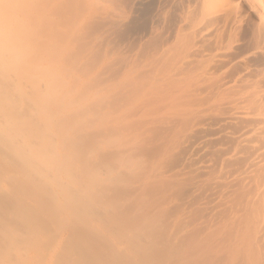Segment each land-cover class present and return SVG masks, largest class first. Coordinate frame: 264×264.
I'll return each instance as SVG.
<instances>
[{
    "label": "rangeland",
    "instance_id": "obj_1",
    "mask_svg": "<svg viewBox=\"0 0 264 264\" xmlns=\"http://www.w3.org/2000/svg\"><path fill=\"white\" fill-rule=\"evenodd\" d=\"M7 2L19 13L12 24L23 26L0 37V196L10 198L0 217L18 225H0V264H122L133 252L130 228L100 215L101 91L110 101L126 78L117 77L119 62L133 59L139 66L122 74L137 71L142 82L152 81L175 63L189 33L212 77L225 82L240 63L236 79H250L264 69L250 40L257 18L238 0L213 5L218 17L232 13L226 26L200 20L196 0H88L94 12L86 17L79 14L83 2L60 17L37 14L26 0ZM163 51L171 53L153 64ZM117 106L108 104V112ZM36 141L44 148L42 166L28 158L27 145L36 150ZM122 206V199L109 202L105 212ZM111 253L117 258L107 263Z\"/></svg>",
    "mask_w": 264,
    "mask_h": 264
},
{
    "label": "bare ground",
    "instance_id": "obj_2",
    "mask_svg": "<svg viewBox=\"0 0 264 264\" xmlns=\"http://www.w3.org/2000/svg\"><path fill=\"white\" fill-rule=\"evenodd\" d=\"M26 1L42 16H64L82 2V17L94 12L88 0ZM217 1L196 0L199 18L226 26L232 13L216 16ZM238 2L257 18L250 40L264 63V0ZM183 39L175 63L152 81L142 82L137 71L122 74L139 66L133 59L119 62L117 77L126 78L118 80L110 101L101 91L100 215L130 228L133 252L122 264H264V69L236 79L244 68L235 63L224 82L212 77L192 33ZM128 93L133 95L125 98ZM108 104L118 106L108 112ZM34 144L36 150L27 145L29 161L38 157L42 166L43 145ZM200 152L201 158L192 156ZM120 199L124 206L105 212L106 204ZM8 204L10 198L0 196V209ZM3 223L18 225L5 216ZM103 258L108 263L117 257Z\"/></svg>",
    "mask_w": 264,
    "mask_h": 264
},
{
    "label": "clouds",
    "instance_id": "obj_3",
    "mask_svg": "<svg viewBox=\"0 0 264 264\" xmlns=\"http://www.w3.org/2000/svg\"><path fill=\"white\" fill-rule=\"evenodd\" d=\"M18 14V10L13 4L8 3L7 0H0V37L6 40L10 39L23 26V23L14 26L11 22Z\"/></svg>",
    "mask_w": 264,
    "mask_h": 264
}]
</instances>
